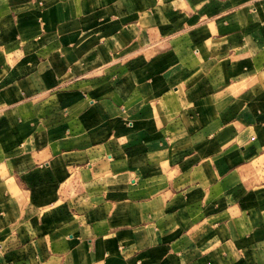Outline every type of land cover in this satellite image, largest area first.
Segmentation results:
<instances>
[{"label":"crops","instance_id":"obj_1","mask_svg":"<svg viewBox=\"0 0 264 264\" xmlns=\"http://www.w3.org/2000/svg\"><path fill=\"white\" fill-rule=\"evenodd\" d=\"M0 264H264V0H0Z\"/></svg>","mask_w":264,"mask_h":264}]
</instances>
